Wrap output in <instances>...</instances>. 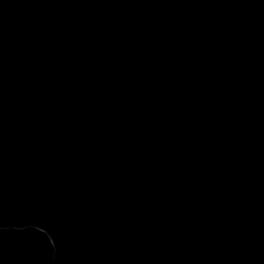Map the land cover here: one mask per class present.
Instances as JSON below:
<instances>
[{
    "label": "water",
    "instance_id": "95a60500",
    "mask_svg": "<svg viewBox=\"0 0 264 264\" xmlns=\"http://www.w3.org/2000/svg\"><path fill=\"white\" fill-rule=\"evenodd\" d=\"M0 264H264V0H0Z\"/></svg>",
    "mask_w": 264,
    "mask_h": 264
}]
</instances>
